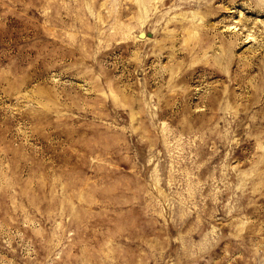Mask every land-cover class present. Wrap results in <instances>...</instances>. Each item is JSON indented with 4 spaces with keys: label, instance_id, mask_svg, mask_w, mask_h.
Here are the masks:
<instances>
[{
    "label": "rangeland",
    "instance_id": "obj_1",
    "mask_svg": "<svg viewBox=\"0 0 264 264\" xmlns=\"http://www.w3.org/2000/svg\"><path fill=\"white\" fill-rule=\"evenodd\" d=\"M0 264H264V0H0Z\"/></svg>",
    "mask_w": 264,
    "mask_h": 264
}]
</instances>
